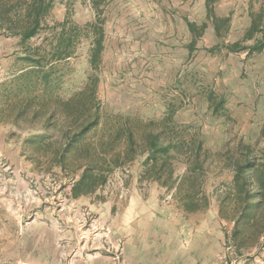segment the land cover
I'll return each mask as SVG.
<instances>
[{
    "label": "rangeland",
    "instance_id": "374dc122",
    "mask_svg": "<svg viewBox=\"0 0 264 264\" xmlns=\"http://www.w3.org/2000/svg\"><path fill=\"white\" fill-rule=\"evenodd\" d=\"M237 1L221 0L215 8L220 16L242 19L225 43L239 39L250 14H258L264 5V0H251L252 9L245 11L248 0H241L242 10L224 8ZM67 3L77 25L93 20L89 0ZM67 9L56 3L48 26L61 22ZM104 9L105 50L96 71L101 113L159 119L172 102L182 105L174 120L200 127L203 148L212 153L239 140H258L257 147L264 148V139L258 137L264 126V54L250 59L242 53L227 55L224 40L214 37L212 42L205 33L197 52L188 56L185 20L198 26L205 20L197 0H108ZM262 19L264 31V15ZM50 39L44 30L26 48L42 51ZM218 42L219 54L211 57L206 49ZM23 52L17 38L0 37V264H142L144 231L154 233L156 255L164 263L264 264V244L242 256L225 241L232 222L220 215V199L232 173L220 158L205 171L202 191L208 204L195 213L182 211L173 191L140 179L142 158L115 169L93 195L73 200L70 187L80 174L77 162L69 158L62 169L51 150L35 149H53L52 143L60 139L62 116L55 115L51 127L48 113L56 99H68L85 86L91 74L87 44L73 58L55 63L46 88ZM217 84L224 89L230 120L208 111L206 91H216ZM174 167L181 176L184 164L175 162Z\"/></svg>",
    "mask_w": 264,
    "mask_h": 264
},
{
    "label": "trees",
    "instance_id": "16d2710c",
    "mask_svg": "<svg viewBox=\"0 0 264 264\" xmlns=\"http://www.w3.org/2000/svg\"><path fill=\"white\" fill-rule=\"evenodd\" d=\"M67 1L0 0V37L18 39L24 51L23 59L31 70H35L33 73L39 74L37 79L44 88L50 83L55 63L73 58L79 46L84 42L87 44V64L91 74L87 76L85 86L68 99H56L48 113L47 125L51 127H54L51 123L54 116H62L64 128L60 139L52 143L55 144L53 149H35L44 153L51 150L52 160L62 169H65L69 158L77 162L75 169L80 174L71 184L70 197L76 200L93 195L107 183L115 169L142 158L140 179L153 182L167 192L173 191L181 210L195 213L208 204L202 191V179L217 157L232 173L231 183L220 199V215L232 222L225 241L236 255L242 253V256L251 249L263 247L264 148L257 147L259 141L249 144L239 140L235 145L226 142L220 148L222 153H212L203 148L200 127L174 120L182 105L176 107L172 102L167 104L166 113L159 119L112 118L101 113L100 102L96 98L99 83L96 71L105 50L104 8L108 0H89L93 20L81 26L72 21ZM218 1L204 0V5L206 19L211 23L215 36L222 39L229 32L230 18L215 13L214 6ZM56 3L64 4L68 9L61 22L49 27L47 21ZM263 15L264 5L258 14H250V25L242 39L223 44V48L228 53L246 52V57L264 52ZM186 26L191 37L186 48L191 55L207 25L197 26L186 20ZM44 30H49L51 35L48 48L42 51V47L27 49V42ZM221 46L218 44L208 52L218 54L215 52ZM205 98L208 111L213 116L230 120L222 94L207 89ZM258 137L264 139V126ZM37 144L39 147L43 145ZM175 162L184 164L181 176L175 174Z\"/></svg>",
    "mask_w": 264,
    "mask_h": 264
},
{
    "label": "crops",
    "instance_id": "0c3cea01",
    "mask_svg": "<svg viewBox=\"0 0 264 264\" xmlns=\"http://www.w3.org/2000/svg\"><path fill=\"white\" fill-rule=\"evenodd\" d=\"M197 1H199L201 4H202V11H201V14H203V15H205V20L203 21V22H201L200 23V25L202 24V23H205L206 25H207V27H206V29L204 30V33H203V35H202V37L205 35V33H206V36H208V39H210L212 42H215L214 41V37L218 40V38L215 36V33H214V29H213V27H212V25H211V23L206 19V9H205V5H204V0H197ZM220 2H221V0H219L216 4H215V6H214V8H216V6L218 5V7H220ZM251 5H252V1L251 0H248V3H246L245 5H243L244 6V10L245 11H247V9L248 8H250V9H252V7H251ZM262 7H263V5H262ZM261 7V8H262ZM225 9H233V10H238V9H240V10H242V1L241 0H239V1H237V2H234V3H230L229 5H228V7H224ZM216 13V12H215ZM217 14V13H216ZM246 15L248 14V12H246L245 13ZM218 15V14H217ZM218 16H220V15H218ZM245 16V15H244ZM221 17H229L230 18V20H229V32H228V34H227V36L226 37H224V38H222L223 40H224V45H227V44H232V43H235V42H238V41H240L241 39H242V36H243V34L240 36V38L239 39H236V40H233L231 43H225V41H226V39H228L229 40V37H231V34L233 35L234 33H233V31H235L237 28H238V26H242V19H240V20H238V19H234V18H232V14H229V15H226V16H221ZM188 21V20H187ZM190 22V21H189ZM194 23V22H193ZM245 23V22H244ZM185 24H186V20H185ZM249 25H250V20L247 22V24H246V26H245V30L249 27ZM198 26V25H197ZM186 29H187V26H186ZM245 30H244V32H245ZM187 31H188V29H187ZM189 33V32H188ZM189 36H190V34H189ZM201 37V38H202ZM201 38L197 41V43L201 40ZM190 40H191V37H190ZM219 41V40H218ZM190 42V41H189ZM188 42V43H189ZM227 42V41H226ZM197 43H196V46H195V50L192 52V54L191 55H189V53H188V50H187V48H186V50H187V55L188 56H192L193 55V53H196L197 52ZM219 44V42L217 43V44H215L214 45V43H212V45L213 46H211V47H209L208 49H206V51L208 52L209 51V49H211L212 47H214V46H216V45H218ZM187 46V45H186ZM225 49V48H224ZM226 50V49H225ZM227 52V51H226ZM240 53H242L243 54V56L244 57H246V52H240ZM208 54L209 55H211L209 52H208ZM219 54V53H218ZM236 54H239V53H228L227 52V55H236ZM261 54H264V52H262ZM261 54H257V55H253L252 56V58L253 57H255V56H259V55H261ZM211 57H215V55L214 54H212L211 55ZM247 59H250L251 57H246ZM218 85L219 84H217L216 85V91L215 92H217V91H219L222 95H223V93H224V89H217V87H218ZM233 98V97H232ZM262 99V98H261ZM237 99H235V101H236ZM241 100H242V96H241ZM237 102V101H236ZM134 230V229H133ZM134 232H135V230H134ZM154 233L152 232V231H149V232H143V241H142V247L141 246H139L138 248H136V249H139L140 250V247H141V250H142V252H143V256H142V264H176L175 263V261L174 260H171V261H169V262H167V263H164L161 259H158V252L157 251H159V248L157 247L158 246V243L157 242H152V238H154ZM135 237H136V235L132 232V237H131V239H130V241H132L130 244H132L133 243V248H135V241H136V239H135ZM156 253H157V255H156ZM139 257V256H138ZM134 264V263H133Z\"/></svg>",
    "mask_w": 264,
    "mask_h": 264
},
{
    "label": "built area",
    "instance_id": "2783aa9c",
    "mask_svg": "<svg viewBox=\"0 0 264 264\" xmlns=\"http://www.w3.org/2000/svg\"><path fill=\"white\" fill-rule=\"evenodd\" d=\"M119 248H121V245L118 243V245H117V249H119ZM115 260L117 261V262H119V256L117 255H115Z\"/></svg>",
    "mask_w": 264,
    "mask_h": 264
}]
</instances>
